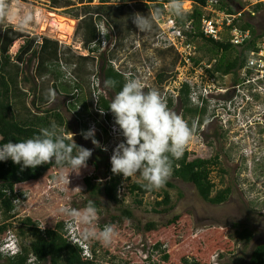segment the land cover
I'll return each mask as SVG.
<instances>
[{
	"label": "rangeland",
	"instance_id": "obj_1",
	"mask_svg": "<svg viewBox=\"0 0 264 264\" xmlns=\"http://www.w3.org/2000/svg\"><path fill=\"white\" fill-rule=\"evenodd\" d=\"M219 2L214 9L222 10L229 4L238 11L247 7H250L251 12L257 11L255 17L243 14L240 24L251 23L261 36L260 40L264 39V8L252 7L255 0H225L223 5L222 0ZM0 4L7 6L6 11L0 10V25L4 28L13 27V30L24 35L10 47L9 58L0 59L1 71L11 84V102L16 119L29 126L37 119L46 117L54 123V114H61L65 126L58 129L66 133L70 141L73 134L76 144L92 150L88 161L98 160L100 163L97 171L89 170V167L77 173L69 169L51 171L32 190L19 188L17 191L23 198L17 203L16 219L19 220H16L15 225L26 217L40 222L43 228L52 227L57 222L69 223L71 218L62 215L59 211L61 208L82 209L89 201L97 202L98 216L92 227L99 231L105 225H114L116 231L110 246L101 244L103 251H108L109 255L98 251L100 262L147 264L150 257L155 262L161 258L159 253L151 255L152 243L162 241L165 249L170 248L172 233L164 231L163 225L176 216H187L188 230L178 236L179 243L187 246L192 239L218 234L223 242L232 241L234 255L217 253L212 256L210 263L248 264L253 249L264 244V97H256V102L251 104H241L239 99H235L232 88L240 78L239 70L236 76L215 73V87L209 86L211 98L215 96V101L205 100L203 107L207 111L201 120L190 116L185 119V109L179 98L181 87L194 83L197 76L199 79L204 78V85L198 81L203 95L204 88L208 86L206 77L210 76L209 72L213 74L216 65L213 66V61L218 62L220 55L211 60V46L196 38L194 44L198 54L195 61L198 64L193 61V66L186 65L180 60L181 49L184 54L189 51L176 42L178 49L175 48L170 41L175 35L168 33V18H160L162 13L159 8H163V4H152L147 0H93L92 3L87 0H0ZM182 5V16L173 14V18L183 19L193 15L199 8L193 2H183ZM205 7L201 8L203 16L209 13ZM157 10L160 11L159 16L155 15ZM135 13L155 17L151 31L138 32L130 19ZM97 38L104 39L97 43ZM160 42L163 46L170 42L168 47H174L166 50L160 46ZM27 44L30 52L19 53ZM93 48L99 51L90 55L89 52L96 50ZM243 51L234 49L227 54L226 59L241 56ZM88 56L89 59H86ZM100 63L110 65L125 82L135 77L142 82L146 91L157 90L167 106L172 101L169 109L191 123L194 129V135L185 149L190 159L218 157L219 164L212 169L210 179L216 186L213 196L217 191L231 189L226 203L211 205L203 201L194 185L170 177L168 183L172 188L164 185L142 198L130 193L133 183L144 181L139 174L125 180L122 175L111 171L113 149L123 137L114 131L113 114V122L107 125L105 114L99 111L101 98L108 102L112 98L108 90L101 88L102 80L99 81L96 76ZM209 64L213 68L206 73L205 66ZM190 67L195 70L192 71ZM160 75L163 76L161 82ZM229 102L232 104L224 108L223 104ZM197 106L191 102V108L197 109ZM92 127L99 147L81 135L82 131ZM90 176L98 179L94 182L99 189L97 194L88 191L84 184L85 177ZM107 182L113 187L115 201H111L105 193ZM165 194L170 197L169 206H156ZM138 201L142 203L138 204ZM153 209H166L167 212L156 214L152 212ZM124 210H131L133 218L121 222L119 219L123 217ZM148 223H155L159 230L151 234L155 236L152 240L151 236L144 233ZM74 226L83 232V226L78 223H74ZM16 227L0 244L2 251H8L5 246L9 244L8 247H11L14 239L20 245L29 246L31 237L20 239ZM243 230L252 234L248 243L238 237V232ZM2 255L4 259L0 264H6L10 255L8 252Z\"/></svg>",
	"mask_w": 264,
	"mask_h": 264
},
{
	"label": "trees",
	"instance_id": "obj_2",
	"mask_svg": "<svg viewBox=\"0 0 264 264\" xmlns=\"http://www.w3.org/2000/svg\"><path fill=\"white\" fill-rule=\"evenodd\" d=\"M52 1L56 2V0ZM87 2L92 3L93 0H87ZM147 2L152 4H168V0H147ZM183 2H193L199 8L194 11L193 15H188L183 19L179 18L178 23L184 25L187 21H194V25L197 29H199L201 19L203 17V10L201 8L205 7L207 0H181V3ZM222 2V5L225 4V0H222ZM66 4L69 3L66 2ZM230 12L234 13V10L230 9ZM242 28H250L255 39L252 43L245 47L241 56L237 55L232 60L226 59L227 54L235 49L232 45L214 42L212 40L205 39L202 34H197L196 38H198V40L201 39L207 43V45L211 46V48L209 47V51L212 53L211 60L220 55V59L214 67L213 74L209 72L212 76H214L215 73H220L223 76L229 74L236 76V72L245 65L246 58L244 57V52L254 48L255 41L260 39L261 36L257 34L254 25L250 23L242 25ZM23 37L24 35L13 30V27L5 26L4 28L0 25V59L2 57H8L10 47ZM94 37L95 36L93 35V38ZM98 42L99 40L97 38V43ZM29 49L30 46L27 44L20 49L19 53H28L30 52ZM194 62L198 64L197 61L194 60ZM162 78L163 76L160 75V82L162 81ZM106 79H111L117 82L116 87L111 89L114 93L118 92L125 83L123 77L113 69L108 71ZM26 82L28 81L26 80ZM190 92L191 90L188 85H183L179 91V98L185 109L184 118L186 119L187 116H190L193 119L198 117L199 120H201V118L206 114V107L202 109L191 108V101L189 98ZM11 99V84L2 73L0 66V137H2L0 143H7L9 140L15 143L32 138L33 136L39 134L40 129L50 127L51 125H56L57 127L65 126V120L59 113L54 114V123L48 121V119H46L48 117H46L44 119H37L33 125H23L16 119L14 104L11 102ZM108 107L109 102L104 98H101L99 111L105 114V119H109V116L106 115L110 112ZM168 107H172V101L168 102ZM48 112L49 111H47V113ZM188 124L192 126L191 123ZM64 135H66V133ZM65 138L70 141L66 136ZM77 146L79 145L77 144ZM105 161H107V159H105ZM218 164L217 156L209 159H190V154L188 152H184V155L180 160L174 161L173 171L170 178L179 179L185 183L194 185L203 201L214 206H219L228 201L231 195V189L227 188L225 190L217 191L215 196H213L216 186L211 181L210 174L212 169L215 166H218ZM87 167H89V170L97 171L100 167V163L98 160L87 161ZM62 169L68 168H61L54 162H50L48 164L38 166L35 169L27 168L21 170V166L14 164L11 160L0 162V211L3 216V222L0 223V244L17 225V236L20 239L31 237L29 246L26 247L19 244L20 253L15 257H7L8 259H6V264H29L31 258H34L35 264H103L100 262V257L98 256V251L100 254L101 250L103 251L100 242H94V240H84L82 238L81 230L77 228V238L86 244L91 252V258H86L83 256V250L79 247V245L70 241L67 230L70 222H57L52 227L43 228L40 225V222L34 221L30 217H26L15 225L16 220H19L16 219L18 209L17 203L19 204L23 198V195L17 190L19 188H24V191L32 190L31 188H34V186L37 185L40 180L48 176L51 171H58ZM51 178L54 179L53 176H51ZM96 180L98 179L95 176L85 177L84 179V184L87 187V190L91 191L93 194H97L99 192L98 186L94 184ZM142 185L143 183L139 182L133 183L130 186V193L142 198L146 194L153 192L145 190ZM165 185L172 188V185L168 183V180ZM112 188L113 187H111V185L107 182L104 190L108 197H110L109 199L111 201H115L112 194ZM94 203L98 210V203ZM137 203L141 204L142 201H138ZM169 204L170 197L168 194H165L162 201L157 202L156 206H169ZM152 212L160 214L167 212V210L163 209L162 211H158L153 209ZM122 216L123 217L119 219L121 222L131 220L133 218V212L131 210H124L122 212ZM188 226L189 219L187 216H176L163 225L164 231L172 233L170 237L172 239L169 241L170 248L168 250L165 249V243H162V241H155V243H152L151 255L159 253L161 258L159 262H155L152 257H150L147 264H211L210 260L212 256L217 253L230 256L234 255V246L232 241L226 240L223 242L220 238H218V234L214 236L210 234L209 236L192 239L187 246H184L181 242L179 243L178 236L187 232ZM235 227H239V225H235ZM158 231V227L155 223H148L144 227V233L148 237L151 236V240L155 238V236L151 234H155ZM238 237L241 241L248 243L252 239V234L247 230H243L238 232ZM106 253H108V251ZM106 253L104 252V254ZM3 259L4 257L2 253H0V261ZM248 264H264V244L258 245L253 249L249 257Z\"/></svg>",
	"mask_w": 264,
	"mask_h": 264
},
{
	"label": "clouds",
	"instance_id": "obj_3",
	"mask_svg": "<svg viewBox=\"0 0 264 264\" xmlns=\"http://www.w3.org/2000/svg\"><path fill=\"white\" fill-rule=\"evenodd\" d=\"M168 7L177 17L182 16L181 0H168ZM6 9V5L0 4V10ZM155 15L159 16L160 11L157 10ZM154 18L140 13L130 17L140 33L152 30ZM100 83L103 90H111L116 87L117 82L106 79ZM108 110V122L104 119L106 124L113 122V114L116 126L114 131H118L123 137L113 149L110 158L112 173L122 175L125 180L139 174L144 181L142 187L147 191L163 187L172 174L174 161L183 157L186 146L194 135L193 127L169 109L157 90L146 91L142 82L135 77L127 79L122 88L114 94ZM81 135L85 140H91L94 146H100L99 141L95 139L94 127L82 131ZM91 156V149L77 146L73 134L71 141L66 140L63 131L56 125L42 128L38 135L20 142L13 143L9 140L7 143H0V162L11 160L20 165L21 170L35 169L54 162L61 168H68L70 172L77 173L87 167ZM59 211L71 218L67 227L71 242L77 237V229L73 224L78 223L84 227V240H95L106 247L111 245L116 235L115 226L105 225L99 231L92 227L98 216L93 201H89L82 209L64 207ZM6 245L8 251H2L0 248V253L8 252L10 257L20 253V245L16 239L11 247ZM79 247L82 249L80 245ZM29 264H35L34 258L30 259Z\"/></svg>",
	"mask_w": 264,
	"mask_h": 264
},
{
	"label": "built area",
	"instance_id": "obj_4",
	"mask_svg": "<svg viewBox=\"0 0 264 264\" xmlns=\"http://www.w3.org/2000/svg\"><path fill=\"white\" fill-rule=\"evenodd\" d=\"M218 3H220L219 0H207L206 7L204 9H206L209 13L207 16L202 17L199 29H197L194 25V21H187L184 25H180L178 23V19L173 18V13L169 10L168 4H163V8H160L162 13L160 18H168L166 19V21L168 20L166 23V26L169 28L168 33L170 35H175V37L170 41L173 42L175 48H177L176 44H180L189 51L188 54H184L182 48L180 52V60H182L186 65L193 66V61L198 54V48L194 44L197 34H202L205 39L212 40L214 42L230 44L235 49L245 50V47L254 41L255 37H253L252 30L250 28H242V25L240 24V18L243 17V14H249L250 16L255 17L257 16L258 12L255 10L251 12L249 10L250 7L238 11L234 5L229 4L227 5V8L216 10L214 8H217ZM255 6L258 8H264V0H255V5L252 7ZM230 9L234 10V13H231ZM169 45L170 42H168V44L166 43L165 46H163L160 42V46H163V48L166 50L168 48L174 47H168ZM244 57L246 58L245 65L239 70L240 78L238 79L236 86L232 88V91L235 94V99H239L238 101H240L241 104H251L256 102V97H264V39L256 40L255 47L250 50H246L244 52ZM216 63L217 61L214 60L213 66ZM211 64L205 66L206 71L204 70V72L207 73V70L213 68ZM193 70H195V68H192V71ZM209 75L210 76H207L205 80L208 82V86L204 88L203 95L201 94L202 87L200 83L202 85L205 84L204 78L199 79L197 76L194 83L191 85L189 84L191 90L189 98L191 102L193 101L198 105L197 107L199 109L204 108L203 106L205 105V100L209 101L212 99L215 101L216 99L215 96L211 98V89H209V86L215 87L216 75L212 76L210 73ZM198 81H200V83ZM219 93L220 92H217V94ZM231 104V102L227 104L225 103L223 104V107L228 108V106ZM72 242L74 244L80 245L83 249V256L89 258L91 252L86 244H84L77 237L72 239Z\"/></svg>",
	"mask_w": 264,
	"mask_h": 264
},
{
	"label": "flooded vegetation",
	"instance_id": "obj_5",
	"mask_svg": "<svg viewBox=\"0 0 264 264\" xmlns=\"http://www.w3.org/2000/svg\"><path fill=\"white\" fill-rule=\"evenodd\" d=\"M104 37V36H103ZM102 39H104V38H102ZM102 39H100V40H102ZM100 40H99V43H100ZM93 49H96V48H93ZM99 49V48H98ZM97 51H99V50H93V51H91V52H89V54L91 55H93L95 52H97ZM89 57L90 56H88V57H85L86 59H89ZM84 58V57H83ZM86 59H83V60H86ZM106 60V59H105ZM110 69H113L110 65H107V64H103V63H100V65H99V68H98V74L96 75L97 77H98V80L99 81H104V80H106V75H107V73H108V71H110ZM114 70V69H113ZM115 71V70H114ZM116 72V71H115ZM118 73V72H117ZM101 81V82H102ZM101 84V83H100ZM108 92H109V95L111 96V97H113L114 96V92L113 91H111V90H108ZM75 96V95H74ZM76 97V96H75ZM75 97H73V98H75Z\"/></svg>",
	"mask_w": 264,
	"mask_h": 264
},
{
	"label": "bare ground",
	"instance_id": "obj_6",
	"mask_svg": "<svg viewBox=\"0 0 264 264\" xmlns=\"http://www.w3.org/2000/svg\"><path fill=\"white\" fill-rule=\"evenodd\" d=\"M64 21V20H63ZM73 23V22H72Z\"/></svg>",
	"mask_w": 264,
	"mask_h": 264
}]
</instances>
